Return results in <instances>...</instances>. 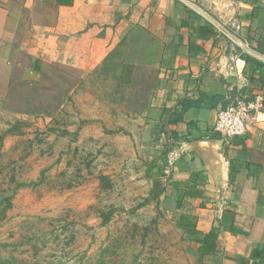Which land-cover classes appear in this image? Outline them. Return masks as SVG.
Wrapping results in <instances>:
<instances>
[{
  "label": "crops",
  "instance_id": "0c3cea01",
  "mask_svg": "<svg viewBox=\"0 0 264 264\" xmlns=\"http://www.w3.org/2000/svg\"><path fill=\"white\" fill-rule=\"evenodd\" d=\"M137 27L161 51L160 87L145 113L132 112L111 82L105 91L88 88L90 80H100L92 72ZM15 43L31 58L25 79L39 77L30 67L34 61L41 69L61 65L76 70L77 86L64 107L76 106L75 126L86 140L107 139L117 125L114 129L121 131L115 134L122 137L107 142L126 144L134 122L143 119L144 128L153 122V128L170 130L172 150L179 152L170 172L172 187L177 207L188 206L191 213L181 220L198 234L185 232L196 245L195 259L197 241L214 231L215 250L201 263L264 264V113L242 137L226 141L213 132L222 104L228 106L234 96L249 100L264 95V53L255 50L264 52V0H0L1 60ZM243 55L251 61L246 63ZM212 96L219 100H206ZM183 101L196 105L181 123L168 124L162 111H173ZM81 121L85 123L80 126ZM91 128L102 133L87 134ZM185 192L198 195L189 198Z\"/></svg>",
  "mask_w": 264,
  "mask_h": 264
},
{
  "label": "rangeland",
  "instance_id": "374dc122",
  "mask_svg": "<svg viewBox=\"0 0 264 264\" xmlns=\"http://www.w3.org/2000/svg\"><path fill=\"white\" fill-rule=\"evenodd\" d=\"M15 45L0 59V264H204L181 220L190 210L177 207L167 172L170 130L160 135L142 118L116 146L107 140L120 136L117 125L107 139L81 136L76 106L64 107L71 99L51 116L35 114L78 73L51 65L25 79L31 60ZM89 87L105 91L107 84L90 80Z\"/></svg>",
  "mask_w": 264,
  "mask_h": 264
},
{
  "label": "trees",
  "instance_id": "16d2710c",
  "mask_svg": "<svg viewBox=\"0 0 264 264\" xmlns=\"http://www.w3.org/2000/svg\"><path fill=\"white\" fill-rule=\"evenodd\" d=\"M257 52L264 53L258 47L255 48ZM160 47L153 41V38L142 28H133L125 36L121 37L115 47L109 52V54L102 61L101 65L92 72V76L95 79H100L102 82H111L114 86V92H121L123 97L121 100L125 105L134 113H145L151 108V99L154 93L160 87V80L158 78L159 69L157 67V61L159 60ZM28 59H31L28 57ZM242 60L246 63L251 61V58L247 55L242 56ZM64 69L66 67L62 66ZM32 70L38 74L41 73V65L39 62L34 61L32 64ZM69 75L76 74V70L67 68ZM76 76V75H75ZM77 78V77H76ZM71 80L69 85L64 88L61 93L53 94L50 102L45 105L44 111L34 110L37 115L51 116L54 110L58 108L64 101H69L71 95L77 86V79ZM32 83L29 84L31 86ZM67 99V100H64ZM206 100L210 102L219 100V97L212 96L207 97ZM41 105V104H40ZM179 108H175L173 111L163 110L162 115L166 116L167 123L177 124L182 122L184 113L195 103L188 101L181 102ZM227 103L222 104V108H226ZM39 107V106H38ZM158 127V126H157ZM159 133H162V128L159 126ZM214 132V131H213ZM216 133V132H215ZM184 141L187 138H183ZM168 147L166 154L172 149ZM233 174L229 173V182H232ZM99 181L104 189L110 188V182L106 176H100ZM25 187L26 184H20L18 187ZM185 197L194 198L198 194L185 192ZM6 207L3 209L11 208L10 198L6 199ZM185 227V232L195 234L198 237L197 232L194 231L192 224L184 223L185 219H182ZM215 236V232H210L205 235L202 240L197 241L198 252L196 260L201 262L202 258L206 254H211L215 250V246L212 243V238Z\"/></svg>",
  "mask_w": 264,
  "mask_h": 264
},
{
  "label": "built area",
  "instance_id": "2783aa9c",
  "mask_svg": "<svg viewBox=\"0 0 264 264\" xmlns=\"http://www.w3.org/2000/svg\"><path fill=\"white\" fill-rule=\"evenodd\" d=\"M264 113V95L258 94L252 99L244 100L234 96L231 103L216 114L213 131L219 133L223 140L246 135L258 121V116ZM179 158L177 150L167 154V172Z\"/></svg>",
  "mask_w": 264,
  "mask_h": 264
}]
</instances>
